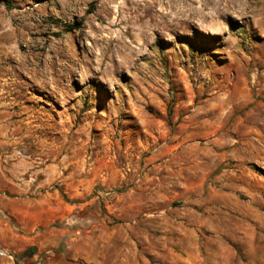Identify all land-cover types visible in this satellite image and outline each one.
I'll use <instances>...</instances> for the list:
<instances>
[{
	"label": "rangeland",
	"instance_id": "obj_1",
	"mask_svg": "<svg viewBox=\"0 0 264 264\" xmlns=\"http://www.w3.org/2000/svg\"><path fill=\"white\" fill-rule=\"evenodd\" d=\"M0 264H264V0H0Z\"/></svg>",
	"mask_w": 264,
	"mask_h": 264
},
{
	"label": "built area",
	"instance_id": "obj_2",
	"mask_svg": "<svg viewBox=\"0 0 264 264\" xmlns=\"http://www.w3.org/2000/svg\"><path fill=\"white\" fill-rule=\"evenodd\" d=\"M0 255H2V256H10L9 253L6 250L2 249V248H0Z\"/></svg>",
	"mask_w": 264,
	"mask_h": 264
}]
</instances>
